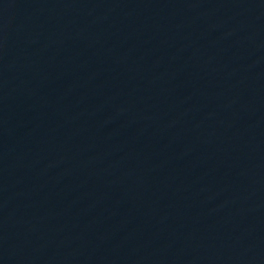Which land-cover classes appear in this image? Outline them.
Wrapping results in <instances>:
<instances>
[{"label":"water","instance_id":"water-1","mask_svg":"<svg viewBox=\"0 0 264 264\" xmlns=\"http://www.w3.org/2000/svg\"><path fill=\"white\" fill-rule=\"evenodd\" d=\"M0 264H264V0H0Z\"/></svg>","mask_w":264,"mask_h":264}]
</instances>
